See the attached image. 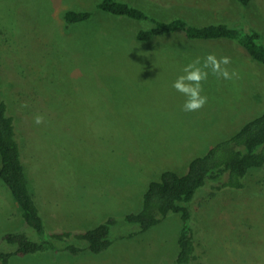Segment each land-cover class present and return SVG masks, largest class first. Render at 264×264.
Listing matches in <instances>:
<instances>
[{"label":"rangeland","instance_id":"374dc122","mask_svg":"<svg viewBox=\"0 0 264 264\" xmlns=\"http://www.w3.org/2000/svg\"><path fill=\"white\" fill-rule=\"evenodd\" d=\"M99 1L0 0V101L14 118L46 227L85 230L109 216L118 220L113 244L101 254L47 253L11 264H170L179 216L139 233L124 215L139 207L162 171L182 172L191 158L264 109V65L236 42L190 41L180 33L140 42L137 31L150 24L99 11ZM122 1L160 20L256 31L264 42V0L248 6ZM66 10L91 17L67 27ZM209 53L231 57L228 67L238 78L210 74L203 84L207 103L185 112V97L172 83L191 59ZM36 115L44 122L35 124ZM245 184L243 190L204 188L192 202L195 264H264V170L251 172ZM19 227V208L0 178V234Z\"/></svg>","mask_w":264,"mask_h":264},{"label":"trees","instance_id":"16d2710c","mask_svg":"<svg viewBox=\"0 0 264 264\" xmlns=\"http://www.w3.org/2000/svg\"><path fill=\"white\" fill-rule=\"evenodd\" d=\"M251 1L238 0L242 6H248ZM96 9L116 17L148 22V28L136 33L140 42L176 33L190 41H234L253 60L264 65V42L256 31L244 32L226 23L194 25L181 17L160 20L122 0H100ZM90 17L89 11L66 10L63 14L67 27ZM259 170H264V109L245 121L235 133L191 158L182 172L162 171L159 178L146 187L139 207L127 212L123 220L144 233L168 217L178 215L177 252L170 264H195L200 254L195 240L192 202L204 188L243 190L247 176ZM0 178L18 206L21 218V227L0 234V264H11L12 258L47 253L77 256L88 251L98 255L113 244L111 230L118 223L113 216L85 230L46 227L26 177L14 118L8 114L4 101H0Z\"/></svg>","mask_w":264,"mask_h":264},{"label":"clouds","instance_id":"9594fccd","mask_svg":"<svg viewBox=\"0 0 264 264\" xmlns=\"http://www.w3.org/2000/svg\"><path fill=\"white\" fill-rule=\"evenodd\" d=\"M231 57L220 56L209 53L203 58L197 56L191 59L182 68V74L178 75L172 83V87L185 97L182 110L185 112L199 111L208 101L204 94L203 84L208 80L209 75L217 79L232 80L238 78V73L230 70ZM26 107V105H24ZM44 122L42 115L34 117V123L39 125Z\"/></svg>","mask_w":264,"mask_h":264}]
</instances>
